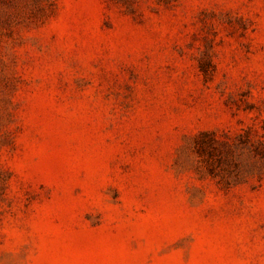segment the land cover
Returning a JSON list of instances; mask_svg holds the SVG:
<instances>
[{
  "label": "rangeland",
  "instance_id": "1",
  "mask_svg": "<svg viewBox=\"0 0 264 264\" xmlns=\"http://www.w3.org/2000/svg\"><path fill=\"white\" fill-rule=\"evenodd\" d=\"M0 264H264V0H0Z\"/></svg>",
  "mask_w": 264,
  "mask_h": 264
}]
</instances>
